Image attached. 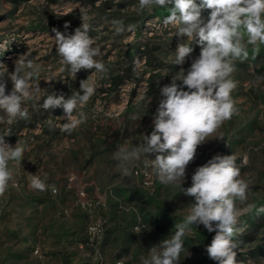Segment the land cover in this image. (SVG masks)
I'll use <instances>...</instances> for the list:
<instances>
[{
    "label": "rangeland",
    "instance_id": "obj_1",
    "mask_svg": "<svg viewBox=\"0 0 264 264\" xmlns=\"http://www.w3.org/2000/svg\"><path fill=\"white\" fill-rule=\"evenodd\" d=\"M170 7L139 12L138 0H0V45L7 47L0 51V63L12 72L14 61L28 53L41 68L39 98L24 105L28 118L0 124V134L10 132L5 137L8 143L15 146L19 140L27 147L20 164L10 162L13 179L0 196V264H114L117 259L141 264L151 247L173 234L174 225L194 203L180 185H164L158 178L152 191L138 186L139 177L122 175L113 158L118 145L131 148L141 142V134L150 135L162 99L160 87L170 84L181 67L172 61L177 44L187 38L177 37L175 27L163 23ZM82 15L100 49L96 59L106 71L82 69L71 77L56 51L52 29L74 34ZM119 27L124 31L118 33ZM244 42L249 58L235 61L231 75L238 82L231 94L236 112L218 130L223 139L198 147L182 187H190L195 169L217 154L235 153L238 165L247 156L241 173L251 181V194L246 203L237 202L241 210L237 238L242 242L237 260L264 264V212L257 211L264 207V44H247L246 36ZM190 46L193 52L183 65L185 71L200 53L196 40ZM256 47L259 53L253 59ZM49 77L50 83L45 81ZM88 77L95 86V95L83 109L88 119L69 134L61 130L64 121L57 118L64 115L63 109L45 111L43 98L52 92L68 98ZM5 79L7 93L12 83ZM134 115L140 119L133 120ZM144 167L142 158L132 170ZM32 174L47 175L50 187L44 192L31 189ZM80 189L95 199L106 191L104 208L80 209L76 204ZM99 218L104 234L96 259L94 249L86 245L85 228ZM135 225L144 226L140 234L133 232ZM214 235L197 226L185 237L186 251L179 264H217L204 253V244Z\"/></svg>",
    "mask_w": 264,
    "mask_h": 264
},
{
    "label": "clouds",
    "instance_id": "obj_2",
    "mask_svg": "<svg viewBox=\"0 0 264 264\" xmlns=\"http://www.w3.org/2000/svg\"><path fill=\"white\" fill-rule=\"evenodd\" d=\"M168 5L169 14L164 17L165 25L174 26L176 36L183 39L177 44L174 65L181 66L171 79V83L160 87V99L156 113L152 117L154 125L149 134H141L142 140L131 148L118 145L113 158L116 167L124 176L132 174V168L143 158L146 168H150L159 182L164 185H180L187 197L194 198L182 221L174 225V232L154 245L142 258L141 264H179L185 253V237L197 226L203 227L215 235L206 247L209 259L217 264H245L237 260V249L241 241L238 227L241 210L237 202L244 204L251 194V181L241 173V166H246L245 156L237 164L238 156L217 154L202 166H198L191 176V186L182 187L186 178V169L194 161L197 149L209 140L223 139L217 135L225 121L230 120L236 112L232 92L237 81L231 78L235 71V61L243 62L249 58L245 44H264V0H138L139 12L146 8ZM207 11V16L203 13ZM74 30V34H65L52 29L56 51L61 57L71 77L83 70L106 71L99 47L90 36V24L85 22ZM119 24V21H114ZM65 28L69 27L66 22ZM132 26H129L131 30ZM118 33L124 29H116ZM196 40L200 53L185 71L183 65L193 52L191 43ZM7 47L0 45V51ZM259 53L253 50L252 58ZM41 68L29 54L20 55L14 61V70L8 71L0 63V124L12 125L18 119L28 118L27 101L39 98ZM7 77L12 83L10 92L6 93ZM51 82V77L45 79ZM186 89V90H185ZM95 95V86L90 77L80 81V91H73L65 98L63 94L52 92L43 98L42 108L49 111L62 108L64 115L57 117L64 121L61 130L71 133L88 119L83 109ZM151 97L148 98V104ZM133 120H139L137 116ZM51 124V121H49ZM10 132L0 134V196H3L13 179L10 162L20 164L26 145L17 140L15 146L5 137ZM30 188L40 192L46 191L47 175L32 174L29 177ZM53 193L55 186H51ZM254 205H248L251 209ZM264 212V207L257 210ZM142 225L133 228L140 234ZM97 228H90L96 232ZM188 251L186 256H188ZM247 264H252L249 259Z\"/></svg>",
    "mask_w": 264,
    "mask_h": 264
},
{
    "label": "built area",
    "instance_id": "obj_3",
    "mask_svg": "<svg viewBox=\"0 0 264 264\" xmlns=\"http://www.w3.org/2000/svg\"><path fill=\"white\" fill-rule=\"evenodd\" d=\"M132 173L134 176L139 177V181H137L138 186L148 191H152L155 178L157 177L150 168L144 167L139 170L133 169ZM105 200H106V191L103 192V195L100 198L95 199V198H88L84 190L80 189L78 192V198L76 204L80 209L84 211H91V210L98 211L104 208ZM90 228H97L98 230L96 232H92L90 231ZM103 234H104V222L100 218L94 222L89 223L85 228L86 245L94 249V254L96 259L100 258L99 247ZM114 264H124V263L120 259H117L115 260Z\"/></svg>",
    "mask_w": 264,
    "mask_h": 264
},
{
    "label": "trees",
    "instance_id": "obj_4",
    "mask_svg": "<svg viewBox=\"0 0 264 264\" xmlns=\"http://www.w3.org/2000/svg\"><path fill=\"white\" fill-rule=\"evenodd\" d=\"M210 243H211V241H210V242H206V243L204 244V246H205V249H204V253H205V255H207L206 247H207V245H209Z\"/></svg>",
    "mask_w": 264,
    "mask_h": 264
}]
</instances>
